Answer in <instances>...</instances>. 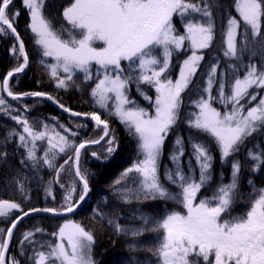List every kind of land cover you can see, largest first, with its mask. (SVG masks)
Returning a JSON list of instances; mask_svg holds the SVG:
<instances>
[{"label": "snow or ice", "instance_id": "6c2138e0", "mask_svg": "<svg viewBox=\"0 0 264 264\" xmlns=\"http://www.w3.org/2000/svg\"><path fill=\"white\" fill-rule=\"evenodd\" d=\"M21 4L28 16L26 30L32 34L41 57L39 64L55 88L83 91L88 82L95 83L88 92L90 100L84 101L92 108L87 112L74 111L47 92H14L11 79L25 72L29 56L16 27L21 10H13L14 0H0V36L14 37L10 51L17 61L0 80V117L19 126L10 128L0 143L6 149L8 143L17 140L16 148L24 149L20 160L23 167L38 171L46 166L55 172L45 187L47 196H53L51 184L60 183L63 173L67 171L71 177L67 184L60 183L64 196L59 207L25 210L15 200L0 199V221H11L7 228H0V264H21L8 251L14 230L24 218L40 213H72L86 199L89 173L81 168L82 150L103 144V156L91 153L97 160H106L117 151L118 141L110 127L113 118L136 143L135 161L114 181L119 202H172L182 208L160 216L137 207L131 210L130 225L119 222L123 217L117 209L105 212L99 206L93 208L94 216L115 235L131 238L127 244L130 252L137 250L138 238L153 233L155 247L148 251L155 264H264V187L257 188L249 177L246 183L251 191L241 190L244 164L238 157L250 138L264 135V95H260L264 90V0H233L238 15L229 12L221 31L225 66L221 70L220 58L214 55L203 85L195 78L215 40L213 8L220 7L218 0H68L60 13L63 22L59 27L45 12L47 0H21ZM182 53L190 54L173 79L169 75L172 58ZM77 73L83 74L82 83L74 79ZM132 85L151 103L152 112L130 97ZM141 85L154 88L155 98L148 96ZM189 89L198 97L191 100L197 111L184 118L189 129L187 140L176 135L168 153L169 164L163 165L161 174L165 143L181 122L182 94ZM25 97L58 105L78 118L72 123L76 129L87 127L83 120L94 122L96 138L77 142L79 132L57 117L51 118L55 125L30 121L24 114L31 111L27 105L21 111L8 100ZM214 103L224 105V111ZM212 144L219 153L218 175ZM41 148L43 155H38ZM7 157L6 150L0 151V166L8 163ZM61 157L67 158L57 167ZM244 159L250 173L264 171V147L259 140L246 149ZM225 167H230L227 182ZM26 180L19 171L11 178L24 201L29 199ZM206 189L210 194L200 195ZM238 204L245 205L243 213H235ZM44 231L41 227L26 230L19 240V255L28 264H97L93 231L65 219L50 234L54 242L36 240V234Z\"/></svg>", "mask_w": 264, "mask_h": 264}, {"label": "trees", "instance_id": "16d2710c", "mask_svg": "<svg viewBox=\"0 0 264 264\" xmlns=\"http://www.w3.org/2000/svg\"><path fill=\"white\" fill-rule=\"evenodd\" d=\"M68 0H47V5L45 8L46 14L52 19L56 27H59L63 22L62 8ZM220 5L219 8H213V13L215 16L216 23V35L215 40L212 45L211 52H206L205 59L202 62L197 76L196 81L203 85V80L205 73L208 70L209 64L212 61V57L219 56L221 64L220 68L223 70L225 66V58L220 51L221 46V31L224 25H226L227 15L230 12L232 16H237L233 5V0H218ZM15 11L16 8L21 10L19 15L16 27L17 32L20 34L29 56V65L26 68L25 72L17 75L15 78L11 79V85L14 92L24 93L30 91H43L47 92L66 106L70 107L74 111L78 112H87L91 111L92 108L89 103L84 101L90 100L88 92L91 87L94 86L95 81L88 82L87 86L84 87L83 91H77L75 87H71L68 91L63 89H56L55 83L52 81L47 71L39 64L41 59L40 55L37 52V48L33 44V37L29 30H26V25L28 23V16L26 10L23 9L21 0H14ZM223 17V18H222ZM177 28L182 32L183 29L180 27L179 22H177ZM14 43V38L11 36L5 37L0 36V80L11 68L17 65L15 57L11 54V48ZM190 53L177 54L172 58L171 68L169 75L175 79L179 75V65L186 58V55ZM48 62L51 63V58H47ZM245 63L247 59L245 58ZM126 66V64H125ZM77 83H82L83 74L77 73L76 77ZM144 91L148 96L155 98V90L150 86L141 85ZM130 97L135 100L140 107L147 109L149 112H152L151 103L148 100H145L140 96L136 90L135 85L130 87ZM183 95V105L181 108V122L174 128V130L169 134L164 148L163 162L161 165V174L163 172V165L169 164L168 153L172 148L173 141L177 134L182 135L185 140L189 133V129L186 123H184V118L190 112L197 111V109L191 104L192 99H197L198 97L193 95L191 89L186 90ZM213 95H216L215 86L213 90ZM260 95H264V90L260 92ZM258 102V101H257ZM9 103L13 108L23 110L24 106L27 105L31 111L24 113L30 121H40L44 120L50 125H55L56 121H53L52 117H57L60 123H63L69 127H72L74 121L78 119L70 118L64 115L58 108L49 104L48 102L41 99H34L32 97H27L19 101H11ZM256 102H253V104ZM214 107H217L219 110L224 111V105L219 103H214ZM251 106V105H249ZM102 118H107L102 115ZM84 122V121H83ZM12 127L16 126L14 121L7 119L5 117H0V141L6 135V132ZM110 127L114 131L116 139L118 141V149L114 152L113 157L107 163H99L92 159L91 153L96 151L102 156L104 153V145H99L95 148H90L82 151L81 155V168L82 170H87L89 173V186L90 192L88 198L80 208L77 213H74L66 218L58 219L52 218L46 215L43 216H32L27 218L18 224L17 228L14 230L13 238L10 242V248L8 251L9 256H16L21 260V264H28L26 258L20 257L19 255V240L22 234L26 230H33L35 227H41L45 231L43 233H37L35 239L41 242L45 241H55V237H52L50 234L53 231H56L58 226L63 223L65 219L73 220L77 223H80L86 229L93 231L95 235V245H94V258L97 261V264H145L146 261H152V264H155V258L152 257L151 252L148 251L149 248L155 247L156 236L153 233H147L142 237L138 238V247L135 252H130L128 250L127 244L131 242V238H125L122 236H117L114 234L111 228L103 225L98 217H95L93 214V208L100 207L103 211L107 212L112 209H117L120 211L123 219L119 222L124 225H130L132 223L131 210L137 207H140L143 211L159 214L162 216L165 211L172 210H182L180 205L169 202L167 205H164L161 202H149L143 205H137L133 203L131 205H125L119 202L115 195L114 181L120 178L121 173L129 168L136 159V143L128 135L125 127L119 123L116 119L110 120ZM73 131H78L79 136L76 138L77 142L83 139H92L96 138V133L92 125L83 129H76L72 127ZM193 135H197L193 131ZM203 139V138H202ZM259 140L262 147H264V135L253 136L250 138L246 145L241 149L238 154L239 159L244 164V169L241 173V190L245 192H250L251 188L247 186V179L250 177L257 188L264 187V171H259L257 173H250L246 169L250 167L248 162L245 161L246 149L253 147L254 143ZM17 140H13L11 143L7 144L6 149L3 144L0 143V151H7L8 163L0 166V199H9L15 200L16 202L21 203L25 210L28 207H59L63 202L64 189L61 188L60 183L67 184L71 177L68 176L67 171L62 174L60 178V183L51 184L53 191V196H47L45 193V187L48 186L49 181L53 180L55 172L48 170L46 166L41 167L38 171H34L31 166L23 167L20 164V160L24 155V149L16 148ZM191 149L188 147V152L190 153ZM212 152L215 156V172L219 173L220 170V161L219 153L216 150L214 144H212ZM38 155H43L42 148L38 152ZM67 157H63L59 164L63 162ZM187 160V155L185 156V161ZM59 164L57 166H59ZM194 164V161H193ZM170 166V165H169ZM70 170V166H69ZM17 171L20 172L21 178L27 177L25 181L26 194L28 195V201H24L21 197L19 190L16 185L11 182V178L16 175ZM230 172V167L224 168L225 173V182L228 181V174ZM215 179L213 184H215ZM79 186L78 191L74 196V199L79 200ZM210 194V190H204L200 195ZM105 200L107 204H105ZM245 210L244 204H238L235 208V213L240 214ZM16 213L12 216V219L15 218ZM10 220L0 221V228H7L10 225ZM136 226H139V222H135ZM30 254L31 249H28Z\"/></svg>", "mask_w": 264, "mask_h": 264}, {"label": "water", "instance_id": "95a60500", "mask_svg": "<svg viewBox=\"0 0 264 264\" xmlns=\"http://www.w3.org/2000/svg\"><path fill=\"white\" fill-rule=\"evenodd\" d=\"M5 95H6V94H5ZM9 99H11V98H9ZM36 99H37V98H36ZM38 99H39V98H38ZM46 101H47V100H46ZM48 102H50L52 105H55V106L58 107V105L53 104L51 101H48ZM60 109H61V108H60ZM61 111H62L63 113H65L62 109H61ZM65 114L69 115L68 113H65ZM91 146L94 147V146H97V145H91ZM89 147H90V146H89ZM84 202H85V200H84L83 202H81V203L79 204V206H77V207L74 209V211H73L72 213L78 211L79 208L84 204ZM69 214H71V213H66V214H64V215H62V216H52V217L59 218V217H63V216L69 215ZM37 215H50V214H44V213L34 214V215H30V216L24 218L23 220H25V219H27V218H29V217H32V216H37ZM23 220H22V221H23Z\"/></svg>", "mask_w": 264, "mask_h": 264}, {"label": "bare ground", "instance_id": "6f19581e", "mask_svg": "<svg viewBox=\"0 0 264 264\" xmlns=\"http://www.w3.org/2000/svg\"><path fill=\"white\" fill-rule=\"evenodd\" d=\"M95 159V158H94ZM95 160H97V159H95ZM87 198H88V196L86 197V199H85V201L87 200ZM85 203V202H84Z\"/></svg>", "mask_w": 264, "mask_h": 264}]
</instances>
